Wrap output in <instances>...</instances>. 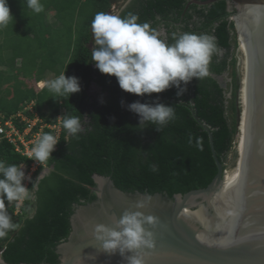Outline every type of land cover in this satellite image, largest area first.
<instances>
[{
	"label": "trees",
	"instance_id": "obj_1",
	"mask_svg": "<svg viewBox=\"0 0 264 264\" xmlns=\"http://www.w3.org/2000/svg\"><path fill=\"white\" fill-rule=\"evenodd\" d=\"M189 1L131 0L120 12L121 15L129 12L138 14L139 23L147 22L158 29L169 44L174 42L173 33H206L215 37L219 52L212 57L210 75L200 81L193 78L182 97L176 95L175 87L151 96L127 93L120 88L116 77L103 74L95 67L91 60V49L94 47L91 22L97 12H111L113 0H86L83 4L90 6L87 14L69 13L68 8L57 3L61 15L59 21L67 19L71 28L61 29L64 37L57 38V47L43 55L46 63L39 64V56L35 52L30 55V60H23L20 68H14L16 73L31 78L18 79V75L0 72V88L12 82L17 86L12 98H0V114L5 118L3 122L14 116V125L23 132L25 124L16 116L30 105H33V112L27 110L24 115L33 119L36 114L45 124L56 123L62 114L60 142L52 157L39 167L35 175L39 176L45 168L53 169L38 184L37 178L33 177V183L37 185L32 199L34 214L25 218L19 230L0 239V252L5 262L58 264L60 256L57 248L67 241L72 232L71 218L77 207L97 199L94 175L111 177L115 186L126 193L163 194L172 198L176 194L185 195L207 188L217 175L218 168L209 134L201 123L211 129L218 159L226 169L237 134L239 90L238 41L235 24L231 21L233 14L228 10L226 1L203 7L193 4L186 10ZM8 5L16 17L20 15V9H25L24 14L26 10L31 11L27 0H8ZM12 20L8 25H12ZM8 25L0 29L4 39ZM68 38L72 42L70 51L68 43H65ZM44 40L54 41L52 37ZM13 61L4 64L7 66ZM34 69L37 70L35 75ZM62 72L79 79L80 92L64 98L50 92L46 86L36 90L35 86L42 77L52 73L56 78ZM229 74L232 83L224 87L222 81ZM93 85L99 89V96L92 94ZM157 97L160 103L175 108L176 120L161 132L154 125L140 129L139 116L129 111L126 105L136 101L153 103ZM65 116L80 117L85 131L78 137L71 136L63 128ZM44 133L55 135L47 128ZM189 137L192 138L191 144ZM198 139L202 142V150L196 147ZM0 161L6 165L23 164L28 170L34 162L3 137L0 139ZM31 187L32 183L29 189ZM30 202H24L22 211ZM7 210L14 222L22 220V215H15V203Z\"/></svg>",
	"mask_w": 264,
	"mask_h": 264
},
{
	"label": "water",
	"instance_id": "obj_2",
	"mask_svg": "<svg viewBox=\"0 0 264 264\" xmlns=\"http://www.w3.org/2000/svg\"><path fill=\"white\" fill-rule=\"evenodd\" d=\"M220 1L227 2L229 11L236 9L231 21L238 41L237 130L242 125V132L233 163L225 169L211 129L201 123L218 168L205 189L172 198L126 193L111 177L94 175L97 199L77 207L72 232L57 248L58 264H128L119 252L102 250L94 226L115 228L129 209L158 218L155 226L145 225L154 234V247L140 250L144 264H264V0H190L186 10L193 4L203 7ZM52 169H44L37 184ZM139 201H145L144 209L134 208ZM0 264H9L2 253Z\"/></svg>",
	"mask_w": 264,
	"mask_h": 264
},
{
	"label": "clouds",
	"instance_id": "obj_3",
	"mask_svg": "<svg viewBox=\"0 0 264 264\" xmlns=\"http://www.w3.org/2000/svg\"><path fill=\"white\" fill-rule=\"evenodd\" d=\"M27 5L37 14L44 11L41 0H27ZM12 19L8 0H0V29L5 28ZM139 19V15L133 12L121 15L115 11H101L95 14L91 22L94 41L91 60L101 73L116 77L122 90L138 96H151L175 87L176 95L182 97L193 78L200 81L210 75L212 57L219 52L214 36L193 32L173 33L174 42L169 44L161 37L158 29L147 22L139 23ZM42 86L64 98L81 91L79 79L69 77L65 72L45 81ZM126 107L139 116L140 129L154 125L161 132L177 118L175 108L160 103L159 97L153 103L136 101ZM63 128L76 137L85 131L78 116H65ZM59 142L55 135L44 133L32 147L30 159L44 165L52 157ZM191 143L192 138L189 137V144ZM196 147L202 150L199 139ZM23 167V164L6 165L4 161H0V239L21 227L13 221L7 210L8 206L15 203L19 207L26 200L34 199L36 185L31 175H26ZM25 180L32 183L30 189L25 186ZM145 207V201H139L134 206L135 209ZM26 211L34 214V210L30 208ZM157 219L140 210H125L115 228L96 224L95 238L101 242L104 252H119L128 264H144L140 250L154 247V234L145 225L155 226Z\"/></svg>",
	"mask_w": 264,
	"mask_h": 264
},
{
	"label": "rangeland",
	"instance_id": "obj_4",
	"mask_svg": "<svg viewBox=\"0 0 264 264\" xmlns=\"http://www.w3.org/2000/svg\"><path fill=\"white\" fill-rule=\"evenodd\" d=\"M86 0H41V3L44 6V11L37 14L33 10L25 12V9H20V15L17 14V17L13 15L14 22L12 25H8L9 28L6 31V38L4 39L3 36L0 35V72H8L11 71L9 68H6L4 63H7L9 60H14L15 58H20L23 60H30V55L32 53L38 54V62L39 64L44 62V54H48L50 52V49L53 47H57V38H63L62 36L64 31H61L62 28H71L70 23L66 21L61 22L59 21V17L61 16L59 14V10L57 9V3L58 6H64L65 8H68L69 13L72 12H83L84 14H87L90 12V6H86L83 4ZM128 0H113V4L115 7H112L111 12H119L126 4ZM113 5V6H114ZM75 9V10H73ZM60 15V16H59ZM12 20V21H13ZM50 28V31L49 29ZM33 29L34 31H32ZM42 31H46L42 33ZM48 33V34H46ZM45 34V35H43ZM47 36V37H46ZM54 41H45V38H50ZM66 44L68 50H71L72 42L71 39H67ZM69 52L67 51L66 56L68 57ZM2 61V62H1ZM46 63V62H44ZM10 64V63H8ZM18 64V63H17ZM45 66V64H43ZM57 68V65H55ZM37 73V70H33V74L35 75ZM33 75V76H34ZM237 76H238V69H237ZM45 77H48L49 80L54 79V75L51 73H48ZM42 79V78H41ZM40 79V80H41ZM46 81L47 78H44ZM239 79V78H238ZM40 82V81H39ZM44 82H40V84L36 85V90H39L41 88L42 84ZM224 85L232 83V76L229 74L226 76L225 81L223 80ZM13 86V87H12ZM14 88H17L15 85V82L9 83L7 85H4L0 88V98L3 100H9L12 98V93L14 92ZM92 94L95 96L100 95L99 89L93 87L92 88ZM32 108V107H28ZM239 134L240 131L237 130V134L235 136V142L234 147L231 153L228 156L227 162H226V170L227 168L233 163V160L235 158L237 147H239ZM30 139V137L28 138ZM34 145H31V149ZM46 169V168H45ZM29 175V174H28ZM34 178H39V176L35 175ZM33 178V179H34ZM32 179V180H33ZM31 184V183H30ZM36 189V187H35ZM33 200L29 203V205L26 207V209L30 208L33 210ZM22 220H19L17 223L20 225L25 220L26 217H30L33 214H30L28 211H22Z\"/></svg>",
	"mask_w": 264,
	"mask_h": 264
},
{
	"label": "built area",
	"instance_id": "obj_5",
	"mask_svg": "<svg viewBox=\"0 0 264 264\" xmlns=\"http://www.w3.org/2000/svg\"><path fill=\"white\" fill-rule=\"evenodd\" d=\"M40 84V82H38L36 85ZM44 88V86H41V88H39V90H42ZM30 107L33 108V105H30ZM30 109V108H29ZM31 112H33V109L30 110ZM24 111H20L16 118H21L24 124H25V128L24 131L21 132L15 125L13 122V118H15L14 116L12 118H10L9 120H5L3 122L4 115L0 114V139L3 137L5 139H7L9 142L13 143L16 146V150L29 157L30 158V153H31V148L27 147L25 145V141L22 139L23 136H25L28 132H32L34 130V128L37 125H40V136H42L44 130L47 128L49 130H52L55 134V136L59 139L60 134H61V125H62V114L58 116V121L56 123H53L52 125L49 124H45L43 123V121L41 119H39V117L34 114V118L33 119H28L26 116H24ZM26 117V118H24ZM41 166V164L37 161L34 160L33 164L31 165L30 169L28 170V168L26 169V175H31L32 179L35 176L37 170L39 169V167ZM30 181L25 180L24 184L26 187L29 188L30 186ZM24 206V203L21 204L19 207L16 206V210H15V215H19L22 213V208ZM2 253V252H0Z\"/></svg>",
	"mask_w": 264,
	"mask_h": 264
},
{
	"label": "crops",
	"instance_id": "obj_6",
	"mask_svg": "<svg viewBox=\"0 0 264 264\" xmlns=\"http://www.w3.org/2000/svg\"><path fill=\"white\" fill-rule=\"evenodd\" d=\"M131 2V0H128L127 1V4L119 11V13L123 10V9H125L126 7H127V5L129 4ZM114 5V4H113ZM112 7H115V5L114 6H112ZM13 12H11V14H12ZM49 31H50V28H49ZM18 63V64H17ZM22 63H23V61L20 59V58H15L14 59V61L10 64V65H4L6 68H9V70L11 71L10 73H8V72H4V71H1V73H6L7 75H13V74H15V75H18V79H26V78H31V77H24L23 76V74L22 73H16V71H15V69L14 68H20L21 66H22ZM52 74V73H51ZM33 77H35V76H33ZM44 78H46V77H42V79H41V81L42 82H45V81H43V80H45ZM32 109V108H31ZM31 109H29V108H25L24 110H25V112L27 111V110H31ZM24 110H22V111H24ZM25 114V113H24ZM25 116V115H24ZM24 118H26V117H24ZM40 126L39 125H37L35 128H34V130L32 131V132H28L25 136H23L22 137V139L25 141L24 143H25V145L27 146V147H29V148H31L30 146L31 145H34L37 141H38V139L41 137L40 135ZM30 137V139H28Z\"/></svg>",
	"mask_w": 264,
	"mask_h": 264
},
{
	"label": "bare ground",
	"instance_id": "obj_7",
	"mask_svg": "<svg viewBox=\"0 0 264 264\" xmlns=\"http://www.w3.org/2000/svg\"><path fill=\"white\" fill-rule=\"evenodd\" d=\"M241 132H242V125H241V131H240V134H239V144H240V141H241ZM237 150H238V147H237Z\"/></svg>",
	"mask_w": 264,
	"mask_h": 264
},
{
	"label": "flooded vegetation",
	"instance_id": "obj_8",
	"mask_svg": "<svg viewBox=\"0 0 264 264\" xmlns=\"http://www.w3.org/2000/svg\"><path fill=\"white\" fill-rule=\"evenodd\" d=\"M230 12H232V14H233V16L236 14V9L235 8H233L232 10H230ZM232 16V17H233Z\"/></svg>",
	"mask_w": 264,
	"mask_h": 264
}]
</instances>
